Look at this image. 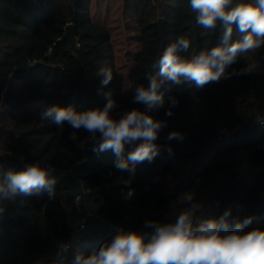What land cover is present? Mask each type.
I'll return each mask as SVG.
<instances>
[{"label":"trees","instance_id":"1","mask_svg":"<svg viewBox=\"0 0 264 264\" xmlns=\"http://www.w3.org/2000/svg\"><path fill=\"white\" fill-rule=\"evenodd\" d=\"M120 6L141 42L128 86L117 65L112 31L93 20V0H0V106L13 122L0 152L20 158L25 166L46 161L83 185L76 197L66 198L69 188L57 181L53 198L45 192L4 201L0 264L51 261L64 244H73L62 252L71 262L77 254L97 251L120 228L151 231L146 221L173 223L181 212L192 213L200 223L231 210L232 222L254 218L245 232L264 230V125L257 126L264 122V46L226 68L227 74L252 65V73L222 77L203 88L168 82L161 89L164 108L149 113L166 122L155 141L161 154L137 165L134 175L114 166L112 150L92 151L83 128L41 120L40 114L55 105L78 112L103 108L107 92L116 101V119L133 109L146 111L133 103L135 88L148 86L145 75L158 73L155 65L170 44L188 39L191 47L183 54L188 57L221 44L219 27L202 35L190 0H120ZM160 19L165 21L163 37ZM71 24L75 47L65 37ZM239 38L234 32L233 42ZM102 66L114 74L103 89L97 76ZM173 98L178 104L166 116ZM250 131L255 141L234 143ZM172 132L182 134V141H169ZM134 147L126 145L125 153ZM6 158L0 154V163ZM78 221L85 229L73 239Z\"/></svg>","mask_w":264,"mask_h":264},{"label":"clouds","instance_id":"2","mask_svg":"<svg viewBox=\"0 0 264 264\" xmlns=\"http://www.w3.org/2000/svg\"><path fill=\"white\" fill-rule=\"evenodd\" d=\"M190 8L196 13L197 24L204 29L202 35L215 33L220 28L221 44L190 57L183 55L191 47L188 39L180 37L170 44L155 65L158 73L145 75L148 86L135 88L133 103L143 104L146 111L133 109L116 119L112 116L116 101L111 98L112 93L107 92L103 93L107 100L103 108L78 112L72 107L55 105L40 114L41 120L58 126L66 122L73 130L83 128L89 133L87 139L93 143L91 150L96 153L112 150L117 157L114 166L120 171L134 175L137 165L155 160L161 154V147L155 141L166 122L149 113L164 108L166 101L161 89L168 82L176 87L194 84L203 88L222 77L228 79L252 73V65L227 74L226 68L238 57L264 46V0H241L235 4L233 0H190ZM234 32L240 35L235 42ZM97 76L101 78V89L114 79L113 70L106 66L99 69ZM177 104L176 99H171L165 115H173L172 109ZM71 139H77L75 131ZM182 139L178 132L168 136L169 141ZM137 141L142 142L137 144ZM126 145L135 147L125 153ZM168 152L171 154L172 149ZM55 171L46 161L28 164L19 172L0 166V214L5 211L4 201L45 192L49 198L55 197ZM231 215L228 210L219 219L209 218L197 223L192 213L181 212L173 223L146 221L145 228L151 231L120 228L91 255L80 253L69 262L62 255L67 249L62 247L57 258L41 259L37 264H264V230L255 228L245 232L254 218L232 222Z\"/></svg>","mask_w":264,"mask_h":264},{"label":"rangeland","instance_id":"3","mask_svg":"<svg viewBox=\"0 0 264 264\" xmlns=\"http://www.w3.org/2000/svg\"><path fill=\"white\" fill-rule=\"evenodd\" d=\"M121 9L120 0L118 3L116 0H111L109 2H107V0H93L92 16L95 23L105 27L107 26V28L112 31V38L118 57L117 65L125 85L128 86L131 84L130 75L140 51L141 42L140 36L133 30L134 23L132 18L128 16L124 18L121 14ZM2 109L3 107L0 109V146L4 135L13 127L12 120L5 111H1ZM255 139L256 136L250 131L238 138H234L233 141L241 145L255 141ZM0 154L8 155L2 151ZM63 176L66 179L68 177L66 175ZM75 190L77 193L80 191L79 187ZM67 210L69 212L70 209L67 207ZM75 221L76 219L73 221L74 224Z\"/></svg>","mask_w":264,"mask_h":264},{"label":"water","instance_id":"4","mask_svg":"<svg viewBox=\"0 0 264 264\" xmlns=\"http://www.w3.org/2000/svg\"><path fill=\"white\" fill-rule=\"evenodd\" d=\"M159 23V26H160V34H161V37H163L164 35V19H160L158 21ZM66 38H68L71 43H72V46L75 47V39H74V34H73V25H69L67 27V32H66ZM0 109H1V106H0ZM7 158L5 160V162L3 164L0 163V166H3L5 168V170H8V169H14L16 168L17 170L19 171H23L25 170V165L23 163V161L16 157V156H13V155H6ZM53 175L57 178V181L64 184L66 187L69 188V192L68 194L65 196L66 198L68 197H76V196H79L80 193L83 191V185L80 181H76L72 178V174L71 173H63V172H60V171H55L53 173ZM63 175H66L68 176L67 179L64 178ZM80 189V191L77 193V191L75 190L76 188Z\"/></svg>","mask_w":264,"mask_h":264},{"label":"built area","instance_id":"5","mask_svg":"<svg viewBox=\"0 0 264 264\" xmlns=\"http://www.w3.org/2000/svg\"><path fill=\"white\" fill-rule=\"evenodd\" d=\"M77 46H79L78 44H77ZM261 125H264V122H258V124H257V126H261ZM80 200V198H77V201H79ZM85 229V226H84V222H82V221H78L77 222V230H78V232L80 231V230H84ZM77 231L73 234V239H75V237H76V234L78 233ZM73 246V244H64V245H62L61 246V249H62V247H66V249H69V248H71ZM43 260H46V259H43Z\"/></svg>","mask_w":264,"mask_h":264},{"label":"crops","instance_id":"6","mask_svg":"<svg viewBox=\"0 0 264 264\" xmlns=\"http://www.w3.org/2000/svg\"><path fill=\"white\" fill-rule=\"evenodd\" d=\"M109 1H111V0H107V2H109ZM118 1H119V0H116L117 3H118Z\"/></svg>","mask_w":264,"mask_h":264}]
</instances>
